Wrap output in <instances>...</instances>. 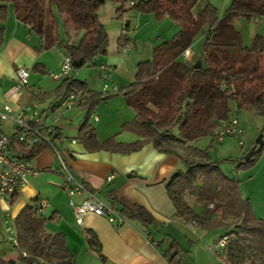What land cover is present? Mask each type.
Listing matches in <instances>:
<instances>
[{
  "label": "trees",
  "instance_id": "16d2710c",
  "mask_svg": "<svg viewBox=\"0 0 264 264\" xmlns=\"http://www.w3.org/2000/svg\"><path fill=\"white\" fill-rule=\"evenodd\" d=\"M106 1L115 5L119 18L130 10L155 15L159 20L167 18L178 24L180 30L157 46L151 59L138 63L133 83L116 94L91 91L85 82L69 77L47 96L57 100L70 94L84 96L81 108L87 117L77 140L87 151L130 154L152 144L159 153L179 157L188 170L177 172L166 182L176 217L204 232H223L222 239L227 240L225 249L213 250L226 264H264V219L255 217L239 183L222 172L209 149L196 146L211 137L213 147L215 132L230 119L234 107L264 118V35H257L246 47L235 24L240 18H264V0H233L223 17L212 4L196 15L194 9L199 0H0V23L7 21L12 10L17 20L40 38V53L62 46L72 62L82 60L81 67L96 66V59L107 55L110 42L100 20ZM130 26L128 23L127 31ZM61 27L69 40L72 27L81 35L79 40L75 44L66 42L61 38ZM203 31L199 57L202 67L194 69V64L182 59L183 53L192 48ZM3 42L4 28L0 26V44ZM74 69L77 67L73 66ZM114 96H124L136 113L135 119L125 123L121 131L131 132L143 141L122 144L114 137L105 142L98 140L91 118L101 102ZM261 134L264 147V125ZM47 147L34 144L24 159L39 156ZM253 148L251 159L246 161L244 154L236 169L257 163L260 146L254 144ZM190 201L197 205L214 204L216 208L205 218L196 213ZM111 206L127 219L140 221L145 228L156 223L145 207L115 193L111 194ZM47 222V218L38 215L37 200L28 204L15 219L19 247H13L10 254L0 252V264H71L73 255L65 235L48 234ZM88 243L101 254L96 235L90 233ZM179 249L173 242L164 252L170 264H181Z\"/></svg>",
  "mask_w": 264,
  "mask_h": 264
},
{
  "label": "crops",
  "instance_id": "0c3cea01",
  "mask_svg": "<svg viewBox=\"0 0 264 264\" xmlns=\"http://www.w3.org/2000/svg\"><path fill=\"white\" fill-rule=\"evenodd\" d=\"M211 2L207 0L202 8L198 7L199 0L194 13L197 15L205 6L212 4ZM105 5L106 2L102 8ZM227 10L226 7L223 15ZM0 26L4 28V42L0 44V108L8 105L18 111L22 106L34 102L47 108L57 102L55 97L47 95L55 91L63 81L54 78L55 74L62 70L61 60L57 63L46 60L44 53L48 51H38L40 38L29 27L20 23L12 10L7 21L0 23ZM171 30L175 35L180 27L178 24L172 25ZM67 38L66 42L69 44L76 43L72 38L69 40V35ZM133 38L134 36H127L122 40L120 37L119 47L123 54L131 52L126 48L129 44L135 46L132 51L136 50ZM170 39L157 37L152 49ZM191 50L193 51V48ZM199 57L194 52V62ZM112 62L108 61V65L114 70L111 84L119 91L124 90L133 83L136 73L132 76L121 58L113 65ZM121 63L125 66V73H128L126 77L114 75L115 69L117 70ZM95 64L98 66L97 62ZM21 68L30 72L29 83L21 91L12 93V88L18 85L17 72ZM83 82L89 90L103 93V89L95 90L87 80ZM86 117V111L76 107L67 111L59 123L54 135V146L60 151L62 161L75 179L83 183L87 190L100 200L111 205L112 193L125 197L150 211L156 223L145 228L140 221L127 219L126 224L116 227L105 217L88 214L84 226H79L63 187L66 171L54 148L47 147L39 156L28 160L33 168L39 170V174L29 177L27 185L12 201L11 218L14 226L16 217L28 204L33 200H37V204L45 200L48 206L44 214L38 215L48 219V234L65 235L73 255L71 264H170L164 252L173 242L180 247L181 264H226L213 250H218L223 232L212 236L211 233L215 231L209 233L195 229L176 217V209L168 196L166 182L177 172H186V164L177 156L159 153L152 144H146L139 151L130 154L104 150L87 151L77 140L79 129ZM135 117V111L127 105L124 96H114L98 105L91 118V125L96 129L100 142L114 137L118 143L132 144L144 139L131 132H123L121 128L125 123L132 122ZM11 127L13 134L15 126L12 124ZM2 131L5 133L4 127ZM244 153L242 149L240 156ZM110 177L112 178L109 179ZM86 197L87 194L77 196L75 201L81 203ZM190 204L200 216L210 217L209 206L197 205L192 201ZM90 233L98 238L101 254L90 248Z\"/></svg>",
  "mask_w": 264,
  "mask_h": 264
},
{
  "label": "rangeland",
  "instance_id": "374dc122",
  "mask_svg": "<svg viewBox=\"0 0 264 264\" xmlns=\"http://www.w3.org/2000/svg\"><path fill=\"white\" fill-rule=\"evenodd\" d=\"M206 1L207 0H200L198 7L203 8ZM209 1H212V5L218 8L219 16H222L224 9H226V7L229 9L233 2V0ZM100 20L109 34L110 42L108 54L96 59L95 63L97 62L98 66L87 64L72 70L69 74V77H75L83 81L87 80L91 87L97 91L103 89L102 72L99 65H108V61H113V65V63L121 58L125 62L129 72L134 76L137 71V64L152 58L154 40H157V37H163L164 39L167 37L172 38L174 34H172L171 26L176 25L175 22L167 18L159 20L155 15L140 14L130 10L125 13L122 18H119L115 5L109 1H106V5L100 10ZM128 23L131 25L130 31H127ZM235 24L242 35L243 44L246 47L250 46L254 37L257 35H264V18L253 21L240 18L235 21ZM70 31L69 34L72 35V37L74 36L71 38L77 42L81 35L76 34L72 27H70ZM60 34L61 38L68 40L63 27H61ZM127 36H134L135 39L133 38V41L136 44V50H131V52L123 54L122 49L119 47V39L121 37L122 40H124ZM203 42L204 31L198 35L192 45L193 51L197 56L201 55ZM44 54L46 60H49L51 63H57L61 60L62 65L65 60L64 56L67 55L62 46H56ZM196 62H194V64ZM60 73L61 71L55 75H59ZM116 74H119L121 77L128 76L127 71L125 73V66L122 63L118 66L117 70L115 69L114 75ZM239 122L240 126L243 128L244 134L239 135L237 138L227 137L222 143L221 141L215 140L213 147H211L212 138L207 137L199 141L197 147L200 149H209L212 160L219 164L222 172L239 183L241 193L246 200H249L255 217L264 219V147L259 145L261 154L254 166L242 170L236 169L241 158L240 151L244 149V154L250 152L253 145L256 144L261 136L264 118L253 111L241 110L239 113ZM11 125L12 124L8 122L4 126L5 133L8 136L13 132ZM241 143L245 144V146ZM215 208L216 205H214L213 208H209L210 213H212ZM217 232L221 231L216 230L214 233H211L212 236L217 235ZM12 248L13 245L10 242V235L7 233L6 227L0 223V252L10 254ZM217 248L218 251L221 250L220 245H218Z\"/></svg>",
  "mask_w": 264,
  "mask_h": 264
},
{
  "label": "built area",
  "instance_id": "2783aa9c",
  "mask_svg": "<svg viewBox=\"0 0 264 264\" xmlns=\"http://www.w3.org/2000/svg\"><path fill=\"white\" fill-rule=\"evenodd\" d=\"M134 47V44L126 46L128 51L133 50ZM193 57L194 52L191 48L183 53V58L188 63L194 62ZM72 69V59L67 55L65 56L61 73L54 76V78L63 80L69 78ZM100 70L102 72L103 93L105 95L118 93L119 90L111 84L113 68L108 65H100ZM17 76L18 85L12 88V93H17L28 85L30 72L21 68L18 70ZM83 99L84 96L82 94H70L52 103L47 108H43L40 103L35 102L22 106L18 111L8 105L0 108V223L6 227L7 233L10 235V242L15 248L19 247V242L11 218V206L14 198L27 185L28 178L39 174V170L33 168L30 162L24 159L36 143L54 148L60 159L61 165L66 171L63 187L68 195L69 205L75 213L76 222L79 226H84L85 217L88 214L105 217L116 227H121L127 222L126 216L121 214L119 210L97 198L87 190L83 183L75 179L62 161L60 151L54 146V135L57 133L63 116L67 111L81 107L84 102ZM239 113L240 110L237 107L232 109L230 119L222 123L215 132L214 137L216 140L222 142L227 137L237 138L244 133L243 128L240 126ZM8 122L15 126L14 133L9 136L2 131V128ZM84 194H87V197L81 203H77L75 198ZM47 206V201L41 200L37 204L38 213L44 214ZM213 207V204L209 205V208ZM218 245H220L221 252L225 249L227 240H220Z\"/></svg>",
  "mask_w": 264,
  "mask_h": 264
},
{
  "label": "water",
  "instance_id": "95a60500",
  "mask_svg": "<svg viewBox=\"0 0 264 264\" xmlns=\"http://www.w3.org/2000/svg\"><path fill=\"white\" fill-rule=\"evenodd\" d=\"M82 63H83L82 60L74 61V62H73V66L79 68V67L82 66ZM201 67H202V62H201V60H198V61L194 64V66H193L194 69H199V68H201ZM55 137H57V135H56ZM262 143H263V135L261 134V136H260L259 139L257 140L256 144H257V145H262ZM255 149H256V147H254L252 151H254ZM252 151H250V152H248V153L246 154V161H249V160L251 159Z\"/></svg>",
  "mask_w": 264,
  "mask_h": 264
}]
</instances>
